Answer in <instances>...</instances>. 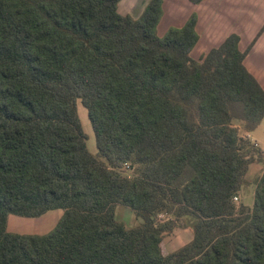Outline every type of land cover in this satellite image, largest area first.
I'll use <instances>...</instances> for the list:
<instances>
[{"label":"trees","instance_id":"1","mask_svg":"<svg viewBox=\"0 0 264 264\" xmlns=\"http://www.w3.org/2000/svg\"><path fill=\"white\" fill-rule=\"evenodd\" d=\"M120 1L0 0V264H264V171L253 206L234 199L264 160L246 134L264 87L244 63L264 25L195 59L196 12L160 35L164 0L138 17ZM57 208L46 234L8 229ZM176 227L193 237L164 253Z\"/></svg>","mask_w":264,"mask_h":264},{"label":"crops","instance_id":"2","mask_svg":"<svg viewBox=\"0 0 264 264\" xmlns=\"http://www.w3.org/2000/svg\"><path fill=\"white\" fill-rule=\"evenodd\" d=\"M122 2L123 0L119 3V11ZM178 2L181 6H177L179 12L177 16L180 20L176 24L177 26L183 25L193 12L197 13L196 29L200 38L192 51L195 59H200L211 48L221 44L232 32H237L240 35L239 47L241 50H245L264 25V0H202L199 3L190 1L193 11L190 10L192 9L190 5L184 4L183 0H178ZM126 13L128 12L126 11ZM244 63L264 87V30L247 53ZM259 128L264 129V118L256 129ZM253 131L246 134L260 146L258 140L253 138ZM255 163L253 162L249 166L245 184L253 183L255 186V180L264 171V165L257 168L253 165ZM251 172L252 174H250ZM241 190L239 192L240 200Z\"/></svg>","mask_w":264,"mask_h":264},{"label":"rangeland","instance_id":"3","mask_svg":"<svg viewBox=\"0 0 264 264\" xmlns=\"http://www.w3.org/2000/svg\"><path fill=\"white\" fill-rule=\"evenodd\" d=\"M147 1L149 0H123L120 7V13L131 14L134 17H138L143 12L146 4L148 3ZM183 1L184 4L190 5V8H192L190 10L193 11V5L190 4V0H183ZM177 6H181L178 0L164 1L165 13L161 18L157 27L158 33H160V35L161 34L164 35L169 27L177 26L176 24L180 22L177 16L179 13L177 11L178 10ZM126 11L128 13H126ZM192 51H191V55H192ZM77 110H78V115L80 118L82 129L87 136V147L91 152L96 153L97 143H96L93 127L90 122L88 111L80 100H78L77 102ZM235 123L236 125L240 124V122L237 120H235ZM252 135L254 139L258 140L260 144V148L264 149V129L263 128L255 129L252 132ZM253 165L254 167L256 166L257 168H259V166L264 165V160L261 161V163L256 162ZM250 174H252V172ZM254 190H255V186L253 183L245 184L242 187L240 193L241 200L239 199L238 202H242L246 205L253 206ZM62 214H63V210L60 208L49 210L43 215H40L38 217H25L11 213L8 216V229L10 231L18 232V233L46 234L55 228ZM116 217L118 220L122 221L127 227H134L140 222V219L137 218L135 213L128 206H124L120 204L117 205L116 208ZM192 237H193V232L190 228L176 227L171 233H167L164 235L162 241L163 252L167 253L179 248L183 244L190 241Z\"/></svg>","mask_w":264,"mask_h":264},{"label":"built area","instance_id":"4","mask_svg":"<svg viewBox=\"0 0 264 264\" xmlns=\"http://www.w3.org/2000/svg\"><path fill=\"white\" fill-rule=\"evenodd\" d=\"M126 167H129V166L126 165ZM234 199L237 201V200H239V197L238 196H235Z\"/></svg>","mask_w":264,"mask_h":264}]
</instances>
